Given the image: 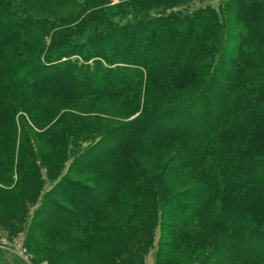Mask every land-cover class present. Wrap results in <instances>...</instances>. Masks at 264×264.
Returning <instances> with one entry per match:
<instances>
[{
    "label": "trees",
    "instance_id": "1",
    "mask_svg": "<svg viewBox=\"0 0 264 264\" xmlns=\"http://www.w3.org/2000/svg\"><path fill=\"white\" fill-rule=\"evenodd\" d=\"M48 1L67 12L45 17L0 0V238L29 247L36 237H63L86 252L107 209H128L119 243L99 250L97 264H145L158 220L168 222L173 247L195 253L192 264H209L226 244L237 254L247 251L231 264H264V101L255 102L264 93V0L218 7L195 6L196 0ZM249 13L259 18L252 22ZM234 24L241 46L229 53ZM149 26L170 31L176 47L131 70L122 48L139 38L149 46ZM107 78L113 83L104 84ZM218 80L224 91L213 94ZM105 98L121 103L108 109L118 121L91 132L81 114L101 119L106 111L81 103ZM193 110L214 116L195 136L194 127L177 120ZM150 147L177 149L172 170L194 177L198 198L182 215L169 213L178 194L141 164ZM74 172L105 179L106 191L81 217L60 221L54 209H66L72 187H85ZM46 213L55 219L44 225ZM193 216L205 218L207 228L187 226ZM245 238L254 249H243ZM179 263L162 256L156 262Z\"/></svg>",
    "mask_w": 264,
    "mask_h": 264
},
{
    "label": "rangeland",
    "instance_id": "2",
    "mask_svg": "<svg viewBox=\"0 0 264 264\" xmlns=\"http://www.w3.org/2000/svg\"><path fill=\"white\" fill-rule=\"evenodd\" d=\"M12 1L20 6L27 8L30 11H33L45 17L61 18L68 9L67 6H60L59 3L48 0ZM226 1L227 0H196L195 6H205L210 4L214 7H218L220 4ZM118 3L119 0H113L112 2V4ZM247 15L248 17H251L252 22L256 18H259L258 14L252 16L249 13ZM194 25H199V27L201 26L200 23L197 24L196 22ZM144 28L147 31L151 29V31L153 32L152 37L149 40V46L145 45V48H143L141 46V43H143L145 40L143 38H139L138 42L125 44L122 48V56L130 64L131 67L129 68L131 70L134 69V67H140L139 65L146 63L148 58L147 56L157 54L160 49L163 48V50H165V48L169 49L171 47H176L170 37V31L168 32L166 30L163 31L164 33H161L154 26H149V29L146 27ZM231 35L233 36V39L231 41H228L229 48H231L229 53L241 46L239 27L235 24L233 25V28L231 30ZM97 39L98 41H102L107 44V39H105V37ZM144 44H146V41L144 42ZM61 68L63 70L67 69L65 65H61ZM129 68H126V73L129 72ZM224 73L225 72H222V76L224 75ZM113 81L110 78L102 80L104 84H110L113 83ZM211 87L213 94L224 91V87L220 86L219 80L218 82L216 81ZM213 98L215 99L218 107L223 106L225 100L223 101V99L217 96ZM227 101H229V104H233L235 100L233 97L229 98ZM262 101H264V93L255 99V102L257 103H261ZM88 103V106H90L92 109L97 110V112L106 111V115H104V118L101 119L97 117H93L94 119L89 118V116H93L94 114H89L87 115L88 117L81 114L83 119H87L85 121L92 124V128H89L91 132L100 131V129H102L104 126L108 124L111 125V123L114 124L118 121V116L114 114L111 116L109 115L111 112L109 113L108 111L109 108L115 107L116 110H120L121 103H119L116 99L105 98L104 100L95 99L92 101L89 99L84 103H81V105L83 106L84 104L85 107ZM74 113L77 112H67V114L73 115ZM76 115H78V113ZM178 118L179 119L177 120L183 121V124L185 126L194 127L191 132H193L192 135L195 136L200 133L199 129L203 125H209L213 121L214 116L208 119L206 118L203 110H193L191 115H188L186 113L185 115ZM152 119H150L149 124L154 127L155 123ZM96 126L99 127L94 128ZM193 136L191 139V145L195 141ZM112 140L114 141V138ZM107 147H109V145H104L102 150H105ZM45 151H48L46 147ZM186 151L187 152L183 154L184 156L189 152V150ZM179 155V151H177V149L175 148L165 147L162 149H157L155 147H150L148 153L139 156L141 164L149 172V178H152L153 180L157 179L160 182L165 183L168 187H171L176 194H178L179 198L176 199V202H171L170 207L172 209L169 213L172 216H179L185 213V211H189L191 203L196 200V198H198V191H196L197 185L195 183L194 177L189 174H180L176 171L177 169L175 168L174 170H172L173 163L175 162V159L179 157ZM71 176L74 178L73 180L84 182L85 187H81L79 185L72 187L73 190H71V192L69 193L72 201H63V208L66 209H54L55 213H57V220L60 219V221L64 220L67 222L71 219H74L76 216L81 217L86 206L92 202H98L103 192L106 191L103 186L107 183V181L103 182L102 184V181L105 179H103L101 183L100 181L96 183L94 182V179H92L93 177L91 173L76 174V172H74ZM135 177L139 178L140 176ZM143 179L144 183L148 184L147 180L144 177ZM128 181L132 183L131 180ZM73 201L78 202L80 208L75 206L73 204ZM107 211V221L102 222L103 224L101 223L98 230L94 234V244L90 248H88L86 252L84 251L78 253L77 249H75L74 247L75 245L63 237H56L53 239L43 238L42 240L36 237V239L30 244V246L27 247L23 239H17L11 246L8 244V237L4 236L3 238H0V264H97L98 257L96 256V254L99 250L103 249V252H109L110 245L112 243H119L125 223L124 221L129 215L128 209L114 211L108 208ZM47 213L41 217V224L46 225L47 221L51 219V221H54L53 219L55 218H52L51 216H49L50 218L48 219V216H46ZM205 220V218L201 219L200 217L195 218L193 216L190 221L186 222V225L194 229H206L207 225H204V222H206ZM157 225L158 226L153 235L154 243L145 256V264H156L160 256L165 257L169 260L180 262L179 264H192V262L195 263V253H192L191 249L184 248V245H181L178 248L172 246V238L169 235L168 222L167 224H163L162 220H158ZM255 246L256 245L254 244L253 239H244V250L250 251L251 249H254ZM209 247H211V245H209ZM236 251L239 250H233L227 244L221 246L215 257L211 258L209 264H231L232 262L236 261L238 257L247 255V251L242 250L240 254H237Z\"/></svg>",
    "mask_w": 264,
    "mask_h": 264
}]
</instances>
